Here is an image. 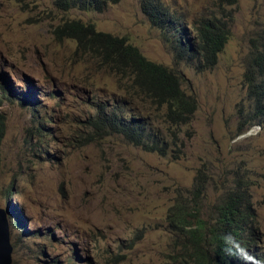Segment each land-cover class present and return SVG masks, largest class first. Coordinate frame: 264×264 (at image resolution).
<instances>
[{"label": "rangeland", "instance_id": "rangeland-1", "mask_svg": "<svg viewBox=\"0 0 264 264\" xmlns=\"http://www.w3.org/2000/svg\"><path fill=\"white\" fill-rule=\"evenodd\" d=\"M58 1L0 0V208L11 204L12 264H172L189 241L171 230L168 215L177 200H191L195 183L205 189V218L227 191L248 189L260 238L254 250L264 259V128L240 130L252 107L245 73L264 35V0H162L189 40L202 21L228 23V43L211 69L183 58L140 0L102 12ZM73 20L126 37L179 75L198 105L181 127L179 156L158 127L163 111L129 95L125 81L78 53L75 41L56 39L54 30ZM115 101L148 114L166 156L93 126L97 111Z\"/></svg>", "mask_w": 264, "mask_h": 264}, {"label": "trees", "instance_id": "trees-1", "mask_svg": "<svg viewBox=\"0 0 264 264\" xmlns=\"http://www.w3.org/2000/svg\"><path fill=\"white\" fill-rule=\"evenodd\" d=\"M119 1L59 0L57 6L102 12L109 4ZM140 1L142 12L149 21L169 36L173 34L183 58L196 62L203 69H211L217 64L230 37L228 23L217 17L202 21L194 40H189L188 33L162 0ZM54 35L58 40L75 41L78 53L93 56L100 67L125 81L129 95L143 96L154 109L163 111L165 127L162 124L158 127L165 128L171 136L175 157L182 153L181 127L190 124L198 105L193 97L183 92L182 80L177 73L148 60L126 37L100 32L94 24L67 21L54 30ZM245 81L252 107L241 114L240 130L253 126L264 128V35L254 46ZM6 86L10 93L11 87ZM17 99L22 105L27 100ZM147 115H135L115 101L97 111L93 126L106 136L120 135L144 151L166 156L168 147L154 125L145 118L149 117ZM204 191L202 185L195 183L191 200H177L169 212L171 230L189 241L183 249L186 256L174 259L172 264H264V259L254 250L260 238L248 189L241 185L227 191L208 218L204 217L201 203ZM8 210H11L10 203Z\"/></svg>", "mask_w": 264, "mask_h": 264}, {"label": "water", "instance_id": "water-1", "mask_svg": "<svg viewBox=\"0 0 264 264\" xmlns=\"http://www.w3.org/2000/svg\"><path fill=\"white\" fill-rule=\"evenodd\" d=\"M9 210L0 208V264H12Z\"/></svg>", "mask_w": 264, "mask_h": 264}, {"label": "clouds", "instance_id": "clouds-1", "mask_svg": "<svg viewBox=\"0 0 264 264\" xmlns=\"http://www.w3.org/2000/svg\"><path fill=\"white\" fill-rule=\"evenodd\" d=\"M10 213V212H9ZM8 218H9V216H8ZM10 222V221H9Z\"/></svg>", "mask_w": 264, "mask_h": 264}]
</instances>
